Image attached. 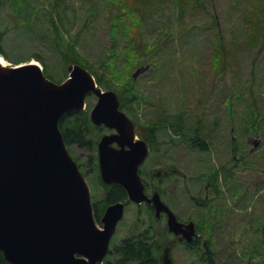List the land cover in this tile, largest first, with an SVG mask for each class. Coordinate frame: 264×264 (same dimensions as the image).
I'll return each mask as SVG.
<instances>
[{"label": "rangeland", "instance_id": "obj_1", "mask_svg": "<svg viewBox=\"0 0 264 264\" xmlns=\"http://www.w3.org/2000/svg\"><path fill=\"white\" fill-rule=\"evenodd\" d=\"M54 1L27 0L29 9L27 6L26 10L19 7L18 10L23 12L18 13L9 0H1L0 30L8 29L3 46L9 59L1 55L0 57L5 61V65H15L10 61L17 60L19 63L35 62L43 68L38 60L42 58L52 75L49 76L50 79L58 83L65 75L61 71L62 58L52 43L53 33L49 14L55 5ZM199 1L198 5V0H154L157 2L155 5L157 13L150 16L146 10L139 15L135 14L136 26L132 27L135 43L145 48L142 53L145 54L148 49L152 53L149 60L138 67L148 65V69L135 78L137 97L135 105H138L139 101L138 117L135 118V112L125 110L124 112L136 123L137 130L145 136L146 131L141 127L142 123H162L160 121L167 117L169 123H172L173 116L182 111L184 118L181 124L189 129L186 130L188 134L197 126H200L204 135L211 133L208 140L211 144L209 152L203 154L191 149L174 131L178 129L171 126L158 132V139L161 140L156 146L158 152L163 150L166 158H172L175 152L183 162L182 171L187 177L207 180L199 174L212 168V165L225 167V174L231 177L227 181L228 184H223L221 193H227V200L229 199L228 209L231 212L229 218L236 217L241 223L223 231H201L208 240L206 249L202 247L196 251L172 244L170 254L173 264H207V253L213 259V264H264V137L247 136L239 125L244 112L252 102H255L264 114V51L259 54L256 79L251 83L250 69L255 49L245 46L244 24L245 15L251 14L253 6L258 5L261 8L264 0ZM178 3L183 8L182 14ZM93 7L91 0H58L54 15L64 37L74 36L76 32L82 30L77 48L96 65L95 55L108 47L109 40L107 11L101 2L95 9H92ZM31 9H33L31 17L26 21ZM114 10L117 11V7ZM90 11H93V17H90ZM88 17L86 25L85 20ZM215 22L226 43V52L221 54V58L228 56L230 48L235 49L237 56L236 61L229 63L224 72L217 71L218 66H215L213 61L211 44L217 27L209 24ZM155 48L157 49L153 51ZM118 50L122 52L120 41ZM114 88L115 85L109 90L114 91ZM231 97L234 122L227 110ZM240 97L242 100H239ZM95 102L96 97L93 94L87 97L86 106L89 111ZM108 131L103 127L101 134H108ZM137 137L140 138L139 135ZM229 138H233L236 141L235 148L241 150L235 154L238 153L245 160H237V164L230 161L233 152L228 145ZM250 138L260 139L261 144L254 148L248 142ZM70 148L73 157L78 160L85 172L84 177L90 189L92 202L101 200L104 192L95 181V172L88 159L90 152L77 146ZM183 153L189 156L191 164H185ZM157 157L156 151L151 149L149 158L140 166V171L146 172L144 175L146 181L151 183L149 192H152L153 186L157 183V180L150 176L162 167ZM229 186L239 189L234 199L228 190ZM180 188L182 189L181 184ZM216 188L218 189L217 185ZM208 192L209 195H213L211 192H215L214 185ZM203 194H206L205 191ZM221 196L226 198L224 195ZM163 224L164 220L156 221L143 205L127 204L109 246L119 245L124 238L139 237L142 234V237L158 239L163 249L167 240L171 238L165 234ZM111 257H115L114 253Z\"/></svg>", "mask_w": 264, "mask_h": 264}, {"label": "water", "instance_id": "obj_2", "mask_svg": "<svg viewBox=\"0 0 264 264\" xmlns=\"http://www.w3.org/2000/svg\"><path fill=\"white\" fill-rule=\"evenodd\" d=\"M148 65L133 73L135 79ZM68 76L56 83L38 63H0V251L10 264H102L110 240L124 215V202L109 204L100 219L93 216L89 186L69 153L59 120L86 108L94 126L113 132L97 142V163L105 185L121 186L130 202H147L156 217L167 214L168 230L195 234L192 222H179L154 191L151 196L139 175L148 156L145 141L120 109L113 90H103L83 66H67ZM115 144V145H114ZM259 145L258 140L252 141ZM186 227L187 230H183ZM167 242L160 264H173Z\"/></svg>", "mask_w": 264, "mask_h": 264}, {"label": "trees", "instance_id": "obj_3", "mask_svg": "<svg viewBox=\"0 0 264 264\" xmlns=\"http://www.w3.org/2000/svg\"><path fill=\"white\" fill-rule=\"evenodd\" d=\"M9 1L11 2V5L16 8L15 11L18 13L23 12L22 10H26V6L29 9V4L27 0ZM91 1L94 6L92 9H95L98 3L101 2L103 4V7L107 11L106 21L108 24L107 33L109 45L104 51L95 55L97 59L96 65L94 64V62H91V60H89L85 56V54L81 53L77 48L78 43L80 41V36L82 34V30L76 32L74 36L67 35V37H64L62 31L60 30L56 22L54 15L55 11H57L56 5L58 0L54 1L55 5L53 6V9L49 14V21L53 33L52 43L54 45L55 51L62 58L63 69H61V71H63L65 75L64 78L59 79V82L66 79V77L68 76V65L73 63L79 64L92 73L98 86L104 88L105 90H108L115 85L116 88H114V91L119 97L120 109L122 111H129L130 113L135 112L134 116L135 118H137V111L139 110V101L138 105H135V102L137 101V97L135 96L136 80L133 78V73L134 70L141 66L142 63H144L147 59L149 60L150 54L152 52H150V50L148 49L145 54L142 53L145 48L139 47V45L135 43V39L132 36V27L136 26V22L134 20L136 13L139 15L140 12H145L146 10L150 16L153 13H157L155 9V5L157 2L155 3L154 0H130L131 2L129 0ZM199 4L200 1L198 0V5ZM178 6L180 9V13L182 14L183 8L179 3ZM19 7H21L22 10H18ZM115 7H117V11L114 10ZM253 7L254 9L251 11V14H247L244 17V24L246 26L245 46L249 49H255V56L253 61L251 62L250 69L251 83L255 82L256 79L255 73L258 69L257 60L259 54L264 51V2H262L261 8H259L258 5ZM32 10L33 9H31V12H29V15H27L28 19H26V21L30 19ZM92 12L93 11H90V17L94 16ZM255 13H257L256 16ZM88 21L89 17L85 20L86 25L88 24ZM215 24H209L217 27V29L214 31L215 36L212 39L213 42L211 44L212 54L214 56L213 61L215 63V66H218L217 71L224 72L227 68L226 66L229 63L232 64L236 61L237 56L234 52L235 49L230 48L228 56L225 55L221 58V54L223 55V53L226 52V43L224 42V38L221 35L219 26H217V22H215ZM141 25L142 24L139 21V26ZM7 33L8 29L0 30V55L8 60L9 57L3 46L4 39ZM119 41L122 43V52L118 50ZM157 48H155L153 51H155ZM38 60L43 66V72L45 76L50 79L49 76L52 75L49 73L44 63V60L42 58H39ZM10 62L18 64L20 61L15 60ZM238 84L239 83L237 82V86ZM239 100H242V97H240ZM228 101L229 103L227 105V110L229 112L230 119L234 122L235 117L233 98L231 97ZM259 109L260 108L256 105V103L252 102L250 105H248L246 112H244V116L241 118V124L239 125H241L243 131L245 132L244 134L247 136L255 135L264 137V114ZM173 117L174 120L172 123H169L168 117L164 118L163 121H160L162 123H142L141 127L146 131L145 136H143L137 130V125L133 121L136 128V134L139 135L141 139H143L149 144L152 151H157L156 146H158L161 141L158 139V132L162 129H167L169 128V126H171L173 127V129H178L174 131L178 134L181 139H184V141L188 143L191 149L197 152H201L203 154L209 152L211 144L208 142V140L211 137V133H207L206 135H204L201 131L200 126H197L194 127L195 129L188 134L186 130L189 129H187L186 126H183L181 124V121L184 118L182 111H180L178 115H174ZM58 125L62 133L63 140L71 156H73L71 153V146L86 148L90 152L88 159L91 168H93L95 172V181L104 192V197L101 200L92 202L94 219L97 224H100V219L104 213L106 206L116 202H125L126 204L128 203L126 191L121 186L116 184L105 185L100 179L96 147L97 142L100 136L102 135V127H96L92 124L89 119L88 106H86V109L82 111L65 114L59 120ZM228 145L233 152L230 161H232L234 164H237V160H245V158L240 156L238 153L235 154L236 152H241V150L235 148L236 141L233 138H229ZM75 160L78 164L79 170L84 176L85 172L83 171L82 165L78 162L77 159ZM215 166L216 165H212V168L208 169L206 172L199 174V176H208V179L212 181V186L214 185L215 192H218V195H220L223 184H228L227 181L231 177H228L225 174V167ZM220 173H222V175ZM142 176H144L143 173ZM195 176H197V174H195ZM148 185L151 188V183L148 182ZM216 185L218 186V189L216 188ZM156 188L161 191L160 187L156 186ZM228 190L230 193H232L231 196L234 199L236 197L235 193L239 189H235L232 188V186H229ZM209 230L214 229L212 226H210L206 232H210ZM198 244L199 243H196L195 246H193V249H195L196 251L197 249H200ZM161 251L162 244L158 239H149L147 237H142V234L139 235V237H127L124 238L119 245H113V247L109 248L108 254L102 264H160L159 256L161 254ZM112 253H114L115 255V257L113 258L111 257ZM0 264H10L5 260L1 251ZM209 264H212L211 261H209Z\"/></svg>", "mask_w": 264, "mask_h": 264}, {"label": "flooded vegetation", "instance_id": "obj_4", "mask_svg": "<svg viewBox=\"0 0 264 264\" xmlns=\"http://www.w3.org/2000/svg\"><path fill=\"white\" fill-rule=\"evenodd\" d=\"M99 127L103 128L104 126ZM112 132V130H109L108 134ZM253 140H258L260 144V140L256 138H250L248 142L252 144ZM148 147L149 153L147 158H149L151 154L149 144ZM253 147L257 148L255 146ZM156 153L159 163H162V167H160L155 174L151 173L152 175L150 177L157 180V183L153 186L152 192H149L151 188L149 187L145 176H142V173L145 175L146 172H141L139 170L140 177L145 185L146 193L148 196H151L154 191H157L160 199L174 213L177 220L185 225L192 222L195 230V234L189 241L185 237L181 239L184 235H175L168 230L167 214L165 212L162 211L159 216L156 217L155 210L152 208L151 204L143 202L137 205H143V207L148 210L147 212L150 213L156 221L160 222L161 220H164L163 230L166 235L171 237L167 242L174 240V244L185 246L190 250H195L193 249V246H195L196 243H199L198 245L200 249L202 247L206 249V243L208 240L205 239V236L201 231H207L210 226H212L214 230L223 231L230 227H236L241 223L236 217L229 218L231 212L228 209L229 199L227 200V193H220V195H224L226 198L223 196L220 197V195L218 196V192H211L213 195H209L208 190L212 187V181L208 179V176L206 177L207 180L196 179L191 176L187 177L186 173L182 171V168L184 167L182 165L183 162H181V158L178 157L175 152L172 154V158H166L163 150L160 152L157 150ZM183 154L185 155V164H191L192 161L189 160V156L186 153ZM171 160L172 163H170ZM180 184L183 190L180 188ZM156 186L160 187L161 191H159ZM204 191L206 194H203ZM124 204L126 207L130 202L128 201L127 204L124 202ZM194 220H196V222ZM242 224H244V221ZM183 230L186 231L187 228L184 227ZM200 249H197V251ZM208 254L209 253H207V264H209V261L213 264V259L210 254Z\"/></svg>", "mask_w": 264, "mask_h": 264}, {"label": "bare ground", "instance_id": "obj_5", "mask_svg": "<svg viewBox=\"0 0 264 264\" xmlns=\"http://www.w3.org/2000/svg\"><path fill=\"white\" fill-rule=\"evenodd\" d=\"M0 63L5 64V61L3 60L2 57H0ZM34 63H35V62H34Z\"/></svg>", "mask_w": 264, "mask_h": 264}]
</instances>
